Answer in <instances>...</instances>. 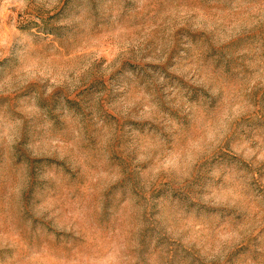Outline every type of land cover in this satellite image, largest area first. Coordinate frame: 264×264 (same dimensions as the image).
<instances>
[{
    "label": "rangeland",
    "instance_id": "1",
    "mask_svg": "<svg viewBox=\"0 0 264 264\" xmlns=\"http://www.w3.org/2000/svg\"><path fill=\"white\" fill-rule=\"evenodd\" d=\"M0 264H264V0H0Z\"/></svg>",
    "mask_w": 264,
    "mask_h": 264
}]
</instances>
